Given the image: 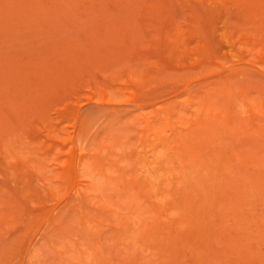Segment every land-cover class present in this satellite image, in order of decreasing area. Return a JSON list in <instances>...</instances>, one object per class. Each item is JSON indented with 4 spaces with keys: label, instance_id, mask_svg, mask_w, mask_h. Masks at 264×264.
<instances>
[{
    "label": "rangeland",
    "instance_id": "obj_1",
    "mask_svg": "<svg viewBox=\"0 0 264 264\" xmlns=\"http://www.w3.org/2000/svg\"><path fill=\"white\" fill-rule=\"evenodd\" d=\"M0 264H264V0H0Z\"/></svg>",
    "mask_w": 264,
    "mask_h": 264
}]
</instances>
